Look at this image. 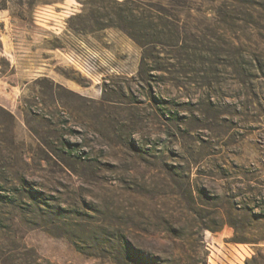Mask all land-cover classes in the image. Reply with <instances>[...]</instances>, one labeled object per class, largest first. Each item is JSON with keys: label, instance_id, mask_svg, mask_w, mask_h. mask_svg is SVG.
Wrapping results in <instances>:
<instances>
[{"label": "rangeland", "instance_id": "1", "mask_svg": "<svg viewBox=\"0 0 264 264\" xmlns=\"http://www.w3.org/2000/svg\"><path fill=\"white\" fill-rule=\"evenodd\" d=\"M258 251L264 0H0V264Z\"/></svg>", "mask_w": 264, "mask_h": 264}, {"label": "built area", "instance_id": "2", "mask_svg": "<svg viewBox=\"0 0 264 264\" xmlns=\"http://www.w3.org/2000/svg\"><path fill=\"white\" fill-rule=\"evenodd\" d=\"M68 60L76 70L84 75L95 73L102 65L101 57L96 53H88L84 56H69Z\"/></svg>", "mask_w": 264, "mask_h": 264}, {"label": "trees", "instance_id": "3", "mask_svg": "<svg viewBox=\"0 0 264 264\" xmlns=\"http://www.w3.org/2000/svg\"><path fill=\"white\" fill-rule=\"evenodd\" d=\"M132 39H135L134 36H130ZM207 229L211 232H216L217 230H211L210 228H202ZM201 229V231H202ZM205 261H199V264H204ZM244 264H264V258L260 256L259 251L257 254L253 255L250 259H247Z\"/></svg>", "mask_w": 264, "mask_h": 264}, {"label": "crops", "instance_id": "4", "mask_svg": "<svg viewBox=\"0 0 264 264\" xmlns=\"http://www.w3.org/2000/svg\"><path fill=\"white\" fill-rule=\"evenodd\" d=\"M43 65H45V64H43ZM43 67H45V66H43ZM42 69H45V68H42Z\"/></svg>", "mask_w": 264, "mask_h": 264}]
</instances>
